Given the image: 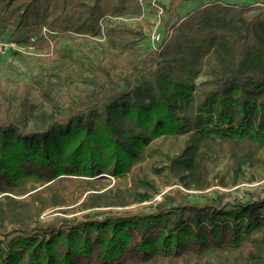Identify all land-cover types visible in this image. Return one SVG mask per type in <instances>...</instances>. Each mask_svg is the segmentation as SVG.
Listing matches in <instances>:
<instances>
[{
  "label": "trees",
  "instance_id": "1",
  "mask_svg": "<svg viewBox=\"0 0 264 264\" xmlns=\"http://www.w3.org/2000/svg\"><path fill=\"white\" fill-rule=\"evenodd\" d=\"M183 1L163 3L164 39L140 50L141 20H108L96 38L105 16H140L137 0H0V37L9 25L4 39L49 61L11 92L0 76V264H264V199L188 191L217 185L223 157L237 185L264 166V1L182 14ZM70 32L84 41L56 46ZM171 136L175 152L150 149ZM154 152L175 183L161 200L143 163ZM55 208L93 214L42 216Z\"/></svg>",
  "mask_w": 264,
  "mask_h": 264
},
{
  "label": "rangeland",
  "instance_id": "2",
  "mask_svg": "<svg viewBox=\"0 0 264 264\" xmlns=\"http://www.w3.org/2000/svg\"><path fill=\"white\" fill-rule=\"evenodd\" d=\"M164 4H166L169 0H161ZM208 0H185L181 4L179 10L182 14H185L189 10L193 9L194 7L198 6L202 2H206ZM229 2H237L239 4H257L260 5L261 2L264 0H225ZM168 14H165L163 20L167 18ZM155 23V11L154 10H147L141 22L137 25L144 30V37H142L138 43V48L141 50L147 46H153L150 36V30ZM2 24V23H0ZM5 27H1L3 30L1 31V35L4 37H10L12 35L9 25H2ZM42 26H45L42 25ZM41 26V27H42ZM70 33L67 34H54L53 40L56 42V46H63V45H70V46H77L80 39H75ZM3 37V38H4ZM85 47L86 42L81 43ZM91 48H96V50H100L103 48V45L98 44H91ZM41 48L35 47L30 54L24 53L22 51H18L15 48L7 49L4 52H0V76L1 80H4L5 86L8 85L7 89L8 92L14 90L17 86V83H20L23 80H28L35 71H37L38 64L44 63L45 66H48V62L45 58L37 59L41 54ZM43 52L45 51L42 50ZM45 53V52H44ZM206 74H202L200 80L205 78ZM177 141L178 139L174 136L169 138H158L154 140L150 144V149L155 147L162 148L165 152H175L177 148ZM264 154V150L262 151ZM144 169L146 174L156 181V186L159 188L155 195V199L161 200L163 198L162 194L164 192H173L175 189V183L173 182L172 178L166 175V171L159 172L157 171V167L161 166L165 163V160L161 155L154 152L146 157L144 160ZM232 160L223 157L221 161L217 165L214 166L212 176H215V181L218 183L214 186H210L206 189L200 190L196 188L188 189L189 198L192 201H201V202H213L214 204H228V203H236V202H247L252 200L264 199V166H254L244 167L243 171L240 173V181L241 184L237 185L238 182H233L234 180V172L230 167ZM117 178L111 176V182H115ZM121 182L129 183V177H120L118 178ZM222 180H228L232 183L229 185H224ZM34 186V185H32ZM216 189H219V193L221 196L217 195ZM180 197V196H179ZM146 204H150L151 201L145 202ZM135 206V204H133ZM85 213L89 215L93 214V211L90 209H78L74 212L69 213H62L55 209H47L42 216H45L47 220H55L54 218L59 215L60 217L63 216H71V215H79L83 217ZM57 216V218L59 217ZM59 219V218H58ZM17 226V224H14ZM12 225H8L7 227L3 228L2 230H9ZM226 264H235L231 260H226Z\"/></svg>",
  "mask_w": 264,
  "mask_h": 264
},
{
  "label": "built area",
  "instance_id": "3",
  "mask_svg": "<svg viewBox=\"0 0 264 264\" xmlns=\"http://www.w3.org/2000/svg\"><path fill=\"white\" fill-rule=\"evenodd\" d=\"M138 4L141 6L143 13L140 16H133V15H124V16H115V15H107L100 21V27L102 30L103 35H97L96 38L98 39H104L105 37V26L106 21L108 20H119V21H137L141 20L143 16L145 15L146 11L148 10H154L155 11V23L153 24V27L150 30V39L152 41L153 47H157L164 39V32H163V17L165 15V8L164 4L161 0H137ZM40 32L49 35L52 31L48 26H42L40 27ZM36 40V36H31V41L34 42ZM15 48L18 51H22L24 53H30L34 48V44H23L18 43L14 40H8L0 37V52H4L7 49Z\"/></svg>",
  "mask_w": 264,
  "mask_h": 264
}]
</instances>
